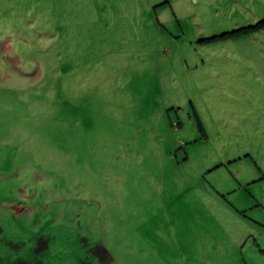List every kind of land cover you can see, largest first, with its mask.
I'll list each match as a JSON object with an SVG mask.
<instances>
[{
	"label": "rangeland",
	"instance_id": "rangeland-1",
	"mask_svg": "<svg viewBox=\"0 0 264 264\" xmlns=\"http://www.w3.org/2000/svg\"><path fill=\"white\" fill-rule=\"evenodd\" d=\"M261 20L0 0V264H264V29L202 42Z\"/></svg>",
	"mask_w": 264,
	"mask_h": 264
},
{
	"label": "trees",
	"instance_id": "trees-1",
	"mask_svg": "<svg viewBox=\"0 0 264 264\" xmlns=\"http://www.w3.org/2000/svg\"><path fill=\"white\" fill-rule=\"evenodd\" d=\"M262 29H264V20H261L252 26L239 28V29L231 31V32H225V33H222L218 36H213L211 38L203 40L202 42L205 44L224 42V41L235 39L238 37H244V36L252 35L256 32H259ZM194 118L196 120V124H197L199 132L201 133L202 137H205L201 122L199 121L198 116L196 115L195 112H194Z\"/></svg>",
	"mask_w": 264,
	"mask_h": 264
}]
</instances>
